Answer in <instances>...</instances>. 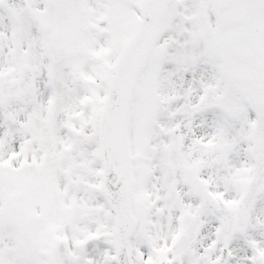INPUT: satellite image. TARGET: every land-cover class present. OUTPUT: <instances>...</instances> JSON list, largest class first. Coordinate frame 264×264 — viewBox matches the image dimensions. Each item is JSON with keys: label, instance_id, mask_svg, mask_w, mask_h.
Wrapping results in <instances>:
<instances>
[{"label": "snow or ice", "instance_id": "1", "mask_svg": "<svg viewBox=\"0 0 264 264\" xmlns=\"http://www.w3.org/2000/svg\"><path fill=\"white\" fill-rule=\"evenodd\" d=\"M0 264H264V0H0Z\"/></svg>", "mask_w": 264, "mask_h": 264}]
</instances>
